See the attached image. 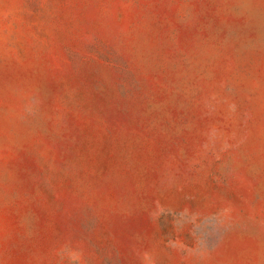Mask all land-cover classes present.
Listing matches in <instances>:
<instances>
[{"label": "rangeland", "instance_id": "obj_1", "mask_svg": "<svg viewBox=\"0 0 264 264\" xmlns=\"http://www.w3.org/2000/svg\"><path fill=\"white\" fill-rule=\"evenodd\" d=\"M0 264H264V0H0Z\"/></svg>", "mask_w": 264, "mask_h": 264}]
</instances>
